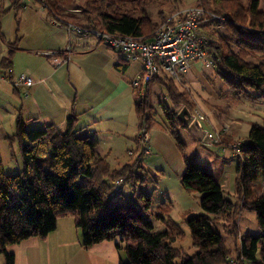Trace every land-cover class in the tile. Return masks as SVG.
<instances>
[{
    "label": "trees",
    "instance_id": "obj_1",
    "mask_svg": "<svg viewBox=\"0 0 264 264\" xmlns=\"http://www.w3.org/2000/svg\"><path fill=\"white\" fill-rule=\"evenodd\" d=\"M43 1L42 8L58 25L145 40L175 12H167L166 4L180 0H82L80 5L78 0ZM11 3L16 9L22 5ZM196 5L224 17L207 26H213L214 39L207 48L220 94L235 102H264V9H259V0L247 4L243 0H197ZM153 6L159 8L157 18L151 13ZM222 25L224 32L218 30ZM14 55L11 44L0 60V70L9 75ZM122 66L126 65L117 68ZM154 81L165 87L172 105L166 108L167 119L177 121L183 107L191 113L194 110L177 81L168 76L156 77L135 88L134 111L140 133L144 127L148 131L144 121L147 125L150 108L148 90L144 94L140 91ZM77 133L74 114L67 119L64 132L52 124L29 127L20 114L16 118L15 132L6 138L12 149L16 144L20 151L21 170L13 175L5 173L0 154V254L4 264H15V255L8 247L29 238L45 239L56 230L58 219L68 216L74 218L81 232L83 248L118 241L116 248L126 257L118 264H233L222 229L235 244V264H264V125L252 124L236 150L235 200L226 197L208 167L184 159L182 186L189 193L200 194L202 211L184 218L192 254L179 245L186 233L171 217L172 202L154 207L152 195L142 190L145 181L140 168L133 164L113 167L98 156L95 141ZM225 139L221 145L231 147ZM119 180L122 182L117 186ZM125 184L132 189L129 198L122 191ZM243 210L255 214L257 233L239 229Z\"/></svg>",
    "mask_w": 264,
    "mask_h": 264
},
{
    "label": "rangeland",
    "instance_id": "obj_2",
    "mask_svg": "<svg viewBox=\"0 0 264 264\" xmlns=\"http://www.w3.org/2000/svg\"><path fill=\"white\" fill-rule=\"evenodd\" d=\"M196 1L180 0L178 3L173 1L166 4L165 10L168 12L175 9L174 13H176L197 6ZM243 1L247 4L249 0ZM78 3L80 5L82 1L78 0ZM259 9H264V0H259ZM27 10L24 15L23 12H20L17 19L14 17L16 12L12 10L1 19L0 53L4 56L10 46L8 43H13L14 47L25 49L38 43L45 46L44 38L47 36V31L44 27L58 25L49 14H34L29 9ZM158 11V7H151L154 18H157ZM37 24H40V28L34 29L33 25ZM212 27H206L203 30L206 38L211 40L214 39ZM218 30L224 32V26H220ZM65 34H69L70 39L73 38V35L66 30ZM61 36L62 32H58L57 37L61 38ZM51 54L53 52L47 55ZM45 55L40 57L46 59L47 55ZM41 61L43 60L38 59L35 54L23 52V54L16 55L15 51L11 77L16 79L18 75L25 72L31 75L29 70L36 69L37 62ZM134 70L135 67L132 65L129 73L132 75ZM6 75L7 71L0 70V154L5 173L13 175L21 170L22 159L17 145L13 144L15 146L12 149L10 141L4 138L3 134L11 136L15 132V118L18 116V109L21 105L16 100L19 99V95L12 92L11 81L5 78ZM213 75L212 67H203L199 62H196L192 65L191 70L183 75L182 81L176 85L188 97L193 109H199L205 115L206 121L201 123L205 131L212 132L208 121L214 122L218 126V130L221 129L218 132L217 129L211 128L214 131L212 133L219 136V143L205 142L203 138L196 137L185 130L186 128L178 125L174 118L167 119L165 117L166 108L172 105L166 96L165 87L156 81L152 82L148 95H146L150 108L148 124L146 125V121H144V126H148L149 143L146 144V147H148L149 153L143 152L144 145L141 141L136 143L139 149L138 154L143 156V160L139 159V156L136 159V165L142 163L144 168L140 173L141 178L145 181L142 190L146 194L152 195L154 207L165 201L172 202L171 217L186 233V239L179 245H182L189 254H192L194 249L191 246V238L184 218L202 211L200 194L189 193L182 186L181 177L185 170L184 159L196 166L208 167L215 179L222 185L226 197L235 200L234 176L238 167L236 149L246 139L252 124L264 125V102L253 103L244 100L235 102L231 98L223 97ZM219 120H221L222 126H220ZM44 126L36 125L40 128ZM223 137L227 140L231 139L228 140L232 144L231 147L224 148L221 145ZM261 189L263 190L264 186H261ZM122 191L127 198L132 195V189L128 184L122 187ZM238 224L241 232L248 230L252 234L257 233V221L252 211L243 210L239 215ZM157 227L161 230L164 229L162 225H157ZM221 233L232 251L231 259L235 264L233 239L226 234L224 229L221 230ZM31 239H35L36 242L28 244L27 250H25L26 244L8 247L9 252L17 254L19 264H24L26 261L25 252L29 253L30 264H118L120 258L126 259L125 253L116 248L118 241H106L86 249L83 248L81 232L75 227L72 216L59 218L56 230L45 239L38 237Z\"/></svg>",
    "mask_w": 264,
    "mask_h": 264
},
{
    "label": "crops",
    "instance_id": "obj_3",
    "mask_svg": "<svg viewBox=\"0 0 264 264\" xmlns=\"http://www.w3.org/2000/svg\"><path fill=\"white\" fill-rule=\"evenodd\" d=\"M13 4L0 1V22L11 10L16 12V19L20 12L26 14L27 9L34 14H48L35 1H30L23 7L21 5L18 9ZM33 26L34 29L40 28V24ZM53 26L44 27L47 31L45 46L38 43L27 49L15 47L16 55L25 52L35 54L38 59L43 60L37 62L36 69L29 70L35 84L29 89L27 96L12 87V92L19 95V99H16L21 105L18 116L20 114L29 127L52 124L60 132H64L67 119L74 114L77 116L78 136L95 141L100 158H106L115 168L133 164L141 171L144 169L142 163L136 165V159L140 155L136 146L140 140V121L134 111L135 89L131 87V82L141 73L142 62H127L123 54L113 51L91 35L80 34L74 26ZM65 30L73 35L72 39L69 34H65ZM58 32H62L61 38L57 37ZM11 44L13 43H8L10 46ZM50 52L57 55L56 61L47 55ZM43 54L47 55L46 59L40 57ZM2 56L4 55L0 53V60ZM121 64L126 66L117 68ZM132 65L135 70L131 75L129 72ZM13 67L14 65L12 73ZM149 87L146 89L143 86L140 92L149 90ZM219 122L222 126L221 120ZM208 123L212 129L218 128L214 122ZM211 128L210 131L214 132ZM3 137L6 138L7 134L4 133ZM140 158L143 160V156ZM33 242L36 240L29 238L20 244H26L27 250V246ZM12 253L15 255V264H19L17 254ZM25 258L24 264H30L28 252H25ZM0 264H4L1 254Z\"/></svg>",
    "mask_w": 264,
    "mask_h": 264
},
{
    "label": "built area",
    "instance_id": "obj_4",
    "mask_svg": "<svg viewBox=\"0 0 264 264\" xmlns=\"http://www.w3.org/2000/svg\"><path fill=\"white\" fill-rule=\"evenodd\" d=\"M1 1L17 2L22 5L35 1L44 6L43 0ZM52 20L55 21L53 18ZM223 20L224 17L208 12L200 6H195L171 15L151 38L145 40L109 34L94 28H74L80 34L91 35L113 51L123 54L128 62L140 60L142 62L141 73L131 82V87L135 89L162 76H168L181 82L183 75L187 74L196 62H199L203 67H214L212 55L207 48L211 39L206 38L203 30L212 23H219ZM50 56H53L52 58L56 61L57 55L53 53ZM5 78L11 81L12 87L21 91L24 96L28 95L29 89L35 84L34 78L28 72L21 73L16 79H13L7 72ZM192 116L200 123L206 121L205 115L199 109L195 108ZM205 133L210 142L219 143L218 135L208 131ZM139 139L144 145L143 152L148 154L149 150L146 144L149 143V133L146 127L140 133ZM141 156L139 155V159ZM121 182V180L117 181V186H120Z\"/></svg>",
    "mask_w": 264,
    "mask_h": 264
},
{
    "label": "water",
    "instance_id": "obj_5",
    "mask_svg": "<svg viewBox=\"0 0 264 264\" xmlns=\"http://www.w3.org/2000/svg\"><path fill=\"white\" fill-rule=\"evenodd\" d=\"M177 121L191 132L196 137L203 138L205 142H210L208 135L205 133L202 124L195 118H193L192 113L187 107H183L176 117Z\"/></svg>",
    "mask_w": 264,
    "mask_h": 264
}]
</instances>
